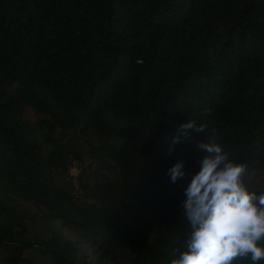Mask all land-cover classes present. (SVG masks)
I'll return each instance as SVG.
<instances>
[{"label":"trees","instance_id":"obj_1","mask_svg":"<svg viewBox=\"0 0 264 264\" xmlns=\"http://www.w3.org/2000/svg\"><path fill=\"white\" fill-rule=\"evenodd\" d=\"M213 131L264 192V0H0L1 264H171Z\"/></svg>","mask_w":264,"mask_h":264},{"label":"clouds","instance_id":"obj_2","mask_svg":"<svg viewBox=\"0 0 264 264\" xmlns=\"http://www.w3.org/2000/svg\"><path fill=\"white\" fill-rule=\"evenodd\" d=\"M205 127L194 120L183 122L172 144L190 130L205 132ZM197 149L204 155L182 201V216L191 231L183 250H174L171 264H233L239 258H248L251 264L264 261V192L257 195L248 190L242 181L247 165L230 159L215 131ZM167 174L173 183L184 178L188 174L184 161L178 160Z\"/></svg>","mask_w":264,"mask_h":264},{"label":"rangeland","instance_id":"obj_3","mask_svg":"<svg viewBox=\"0 0 264 264\" xmlns=\"http://www.w3.org/2000/svg\"><path fill=\"white\" fill-rule=\"evenodd\" d=\"M25 116L27 118H29L30 120H35L37 117H38V114L35 113V111L31 108H28L25 110L24 112ZM88 161V157L86 156V159H85V162ZM79 167L77 165H74L71 169V173L73 175H76L78 174V170ZM67 234L70 236L69 238H72V239H76L77 238V235L75 234V232L73 230H67ZM1 241V240H0ZM0 264H1V261H0ZM114 264H123L122 262L120 261H116Z\"/></svg>","mask_w":264,"mask_h":264},{"label":"water","instance_id":"obj_4","mask_svg":"<svg viewBox=\"0 0 264 264\" xmlns=\"http://www.w3.org/2000/svg\"><path fill=\"white\" fill-rule=\"evenodd\" d=\"M0 240L6 241V242H9L10 241L9 239H5V238H1V237H0ZM20 243L24 244V242H20ZM30 244H33V245H41V243H39L37 241H31Z\"/></svg>","mask_w":264,"mask_h":264}]
</instances>
